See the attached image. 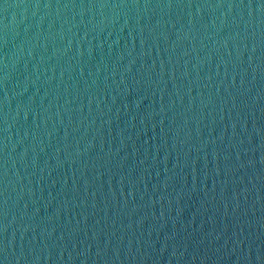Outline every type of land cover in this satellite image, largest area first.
I'll return each instance as SVG.
<instances>
[{"label":"water","instance_id":"1","mask_svg":"<svg viewBox=\"0 0 264 264\" xmlns=\"http://www.w3.org/2000/svg\"><path fill=\"white\" fill-rule=\"evenodd\" d=\"M0 264H264V0H0Z\"/></svg>","mask_w":264,"mask_h":264}]
</instances>
